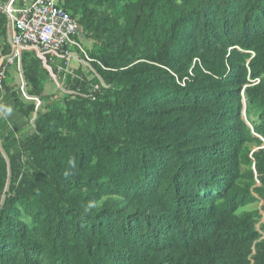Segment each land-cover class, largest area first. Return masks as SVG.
Returning <instances> with one entry per match:
<instances>
[{"label": "trees", "instance_id": "1", "mask_svg": "<svg viewBox=\"0 0 264 264\" xmlns=\"http://www.w3.org/2000/svg\"><path fill=\"white\" fill-rule=\"evenodd\" d=\"M59 2L108 87L0 154V264H264V0ZM21 65L43 98L42 59Z\"/></svg>", "mask_w": 264, "mask_h": 264}, {"label": "built area", "instance_id": "2", "mask_svg": "<svg viewBox=\"0 0 264 264\" xmlns=\"http://www.w3.org/2000/svg\"><path fill=\"white\" fill-rule=\"evenodd\" d=\"M16 0H0V12L8 18L10 51L0 52V91L4 88L9 68L15 65L19 77V92L25 99L33 100L36 110L40 98L30 95L23 75L21 59L24 52L34 51L43 63H52L56 56L70 63L73 58L82 60L77 50L86 54L76 38L80 25L59 0H31L17 5ZM74 47L75 50L71 49ZM60 68H62L60 66Z\"/></svg>", "mask_w": 264, "mask_h": 264}, {"label": "rangeland", "instance_id": "3", "mask_svg": "<svg viewBox=\"0 0 264 264\" xmlns=\"http://www.w3.org/2000/svg\"><path fill=\"white\" fill-rule=\"evenodd\" d=\"M79 37L81 45L87 54L93 45V41L87 39L86 36L83 35L82 29ZM9 41V30L6 31V34H0V51L9 44ZM71 49L75 50L74 47H71ZM77 53L82 60L78 61L76 58H73L70 63H67L61 57L56 56L54 62L47 64L43 63L45 69L42 72L43 78L41 83L44 87V92L43 98L39 97L41 101L40 106H54L57 103L61 104L59 98L67 94L80 93L85 95V93L82 92L83 88H86L89 91V96H92L94 91L103 87H108L91 65L85 53L79 50H77ZM60 66L62 68H60ZM8 77L9 80L3 90L0 91V154L5 156L7 161H9L6 148H9L11 152L20 148L22 150L23 159L26 160V147L29 139L35 132L34 120L37 116V110H35L29 118H25L15 110L12 97L9 96L10 94L8 95V93H6L9 88L15 89V86H18L17 82L19 81V77L15 65L10 66ZM74 86L78 88L74 89ZM23 100L26 104L34 102L33 100L25 98ZM261 147H264V144ZM259 148L258 146L252 147L253 151ZM28 169V165L25 164L23 168L24 172L26 173ZM263 203V200H260L248 206V209L257 208L263 214L262 220L257 225L258 229L264 224Z\"/></svg>", "mask_w": 264, "mask_h": 264}, {"label": "crops", "instance_id": "4", "mask_svg": "<svg viewBox=\"0 0 264 264\" xmlns=\"http://www.w3.org/2000/svg\"><path fill=\"white\" fill-rule=\"evenodd\" d=\"M31 2V0H16V4L17 5H22V4H28V3H30Z\"/></svg>", "mask_w": 264, "mask_h": 264}]
</instances>
